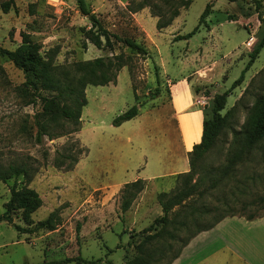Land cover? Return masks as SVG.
Masks as SVG:
<instances>
[{
	"label": "rangeland",
	"instance_id": "374dc122",
	"mask_svg": "<svg viewBox=\"0 0 264 264\" xmlns=\"http://www.w3.org/2000/svg\"><path fill=\"white\" fill-rule=\"evenodd\" d=\"M9 1L0 0L2 48L14 50L21 44L22 36L28 35L41 46L40 55L58 47L57 65L95 58L107 60L119 54L127 57V65L118 72L116 85L86 88L87 105L82 109L77 132L53 140L43 137L37 143L34 115L40 105L27 104L28 99L20 90L23 73L0 57V165H31L36 172L28 187L42 201L31 215L30 225L22 221L20 212L11 218L21 228H34L55 210L60 217L54 231L37 230L31 234H20L1 221L0 264H129L139 257V246L147 243L160 249L154 257L161 258L152 264H166L180 248V241L167 237L148 240L159 226L150 232L146 229L162 216L157 195L174 191L175 173L188 170V166H183V138L174 110L183 104L182 79L188 80L190 95L197 99L201 111H208L214 95L230 89L264 30V23L257 19L255 3L189 0L190 5L180 8L169 26L157 30V20L167 21L174 9L166 0H146L149 6L137 13L129 9H136L142 0H85L88 10L107 31L142 44L148 51L145 56L118 42H114L112 51L95 48L87 34L91 22L73 0H12L10 9L4 12L1 5ZM256 1L260 4L258 12L264 17V0ZM207 4L212 5L211 11L205 23L199 24ZM193 31L190 38L175 40ZM263 68L264 47L244 74V81L227 97L222 115L232 107L234 110L227 128L203 160L206 167L216 168L224 163L234 145V132L252 129L259 109L257 101L264 98ZM156 89L159 93L153 97ZM178 98L180 106L176 103ZM134 105L138 107L135 118L118 127L112 124ZM196 117L193 116L192 125L199 126ZM196 133L197 130L193 134L195 141L199 131ZM62 156H72L77 162L69 167L71 160ZM235 177L234 187L214 198L206 197L204 202L213 206L220 204L215 198L229 201L235 196L238 203L231 202L234 217L260 216L246 227H238L243 242L256 234L264 237V201H259L264 198V138L249 160L237 167ZM138 179L143 180L144 188L130 208L122 212L121 190L124 184ZM13 182H0V216ZM17 184L23 185L21 179ZM251 201L245 210L241 209V204ZM206 219L209 222V217ZM185 235L184 231L178 233L181 240ZM237 237L229 229L223 233L218 228L194 240L187 253L195 261L214 245L208 246L210 242L237 246ZM262 247L264 254V241ZM222 253L225 258L218 254L205 264L245 263L230 248Z\"/></svg>",
	"mask_w": 264,
	"mask_h": 264
},
{
	"label": "trees",
	"instance_id": "16d2710c",
	"mask_svg": "<svg viewBox=\"0 0 264 264\" xmlns=\"http://www.w3.org/2000/svg\"><path fill=\"white\" fill-rule=\"evenodd\" d=\"M73 1L77 4L79 12L84 16H88L91 22V27L87 34L90 43L95 48L112 51L114 42H118L139 55L146 56L148 54L147 49L134 39L119 37L107 31L99 19L88 10L85 0ZM228 1L235 2L236 0ZM166 2L169 6L172 3L170 7L173 6L174 9L167 21H162L160 18L157 20V30L169 26L172 20L178 16V10L187 8L191 3L189 0H166ZM253 2L255 3L257 19L262 24L264 23V17L258 12L259 1L253 0ZM12 3V0H10L2 4L3 11L8 12ZM148 6L147 1L142 0L136 9L129 10L132 13H137ZM211 8V4L206 5L200 16L199 24L205 23ZM194 32L183 37H176L175 40L188 39ZM263 47L264 30L249 53V61L239 78L233 82L229 90L223 94L213 96L208 111H202L200 142L193 145L191 151L187 153L188 172L176 175L174 191L157 195L162 216L155 219L153 225L146 229L147 232H150L159 226V229L149 235L148 240L167 237L172 241H180L181 245L166 264H171L179 256L181 250L199 233L212 229L225 218L235 216L231 202L235 204L238 201L234 199V195H232L234 196L233 199L229 201L215 198V201L220 204L213 206L207 205L204 200L206 197L214 198L219 193L226 192V188L234 187L233 183L235 182L237 167L249 160L255 147L264 138V98L261 101H257L259 102V109L252 129L248 130V128H245L233 133L234 145L228 155H226L224 163L213 168V166L206 167L203 165V160L214 148L224 129L227 128L228 118L234 110V107H232L222 115L221 112L225 109L227 97L233 89L240 86L244 81V74L252 66ZM40 50L41 46L33 42L28 35L22 36L21 44L14 50H7L0 46V57L10 61L15 68L23 73L24 82L20 90L22 95L27 97V104L38 103L40 105V111L34 115V127L36 129L34 139L37 143H40L43 137L53 140L77 132L81 124L82 109L87 105L86 88L88 86L116 85L118 72L127 65V57L122 54L114 55L107 60L95 58L91 61L74 62L70 65H57L55 64V59L59 53L58 47L49 49L44 52V55H40ZM158 93L159 91L156 89L153 97H156ZM137 115L138 107L134 105L117 116L112 124L118 127L122 123L132 120ZM62 157L71 160L69 167L77 162V159L72 156ZM35 172V169L25 162L6 166L0 165V182L6 183L8 180H14L13 185L10 187V197L5 205V211L0 216V222L3 221L13 226L20 234H31L37 230L51 232L60 224L57 210L51 212L45 220L37 223L34 228H21L13 223L12 214L20 212L22 221L30 225L31 215L42 205L38 193L28 187ZM18 179L23 182L21 187H18ZM143 188L144 182L140 179L124 184L121 190L122 212H126L130 208L132 202ZM238 192L240 193V191ZM259 201H264V198H259ZM252 203L253 201L244 202V205L241 204V209L245 210L246 205H251ZM207 217H209V222H205ZM258 217L260 216L249 214L246 216V220L251 221ZM180 231L186 233L185 238L182 240L178 236ZM138 250L139 257L129 262V264H152L155 259L159 260L158 258H161L154 257L155 253L160 249L154 247L152 243L143 244L139 246Z\"/></svg>",
	"mask_w": 264,
	"mask_h": 264
},
{
	"label": "crops",
	"instance_id": "0c3cea01",
	"mask_svg": "<svg viewBox=\"0 0 264 264\" xmlns=\"http://www.w3.org/2000/svg\"><path fill=\"white\" fill-rule=\"evenodd\" d=\"M196 79H197V76H196ZM199 81H201V80L199 79ZM183 83L185 84L181 87L183 98H184L183 104H182L181 108H179V109H177V107H174V110H175V115H176L178 123H179V131H180V133L182 132L181 136H182L183 140H182L181 144H182L183 159H184L183 166H185V168H186L188 166V164H187V153L191 151L192 146L194 144H197L200 142L201 130H202V128H201L202 127V111H201V108L199 107V105L196 104L197 99L195 97L192 99V97L190 95L191 86L188 83V80L182 79L181 84H183ZM172 102L174 104L173 97H172ZM176 103H177V105L180 106V99L179 98L176 100ZM194 107H198L200 109L199 110L196 109V110L191 111V109H193ZM193 116H197L199 119V131L200 132H199V138L197 141H195L196 135L193 136V134L196 131V127L194 125H192ZM189 133L192 135L191 137L189 136ZM188 170H189V166H188ZM188 170L186 169L184 171V173L188 172ZM178 174H180V173H178ZM178 174L175 173V175H178ZM145 182H147V181H145ZM252 221L253 220L248 221L246 219L238 218V217H231V218L223 219L221 222H219L212 229L205 231V232H201V234L199 233V235L195 236L196 238L194 237L195 239L193 238L192 241L189 242L188 245L185 246L181 250L179 256L171 264H205V262L207 260H211V259L215 258L218 254L223 255V253H222L223 250H227L228 248H230L235 255H238V257L242 261H245L244 264H264V254L261 253V249L263 248L262 245H263V241H264L263 235L256 234L254 238H252L250 236V238L247 242H243V237H241L242 235L238 231V227H241V228L246 227L245 225H249L250 223H253ZM218 228H220V230H223V233L228 232V229H229L232 233V236L236 237V235H237L238 236L236 239L237 240V244H236L237 246L227 245V244L215 245V243H214L216 241L215 240V241H212L208 244V246H211L213 244L214 245L209 247L207 249V251L202 255V257H199L200 256L199 255L197 257L198 258L197 260L191 261L189 258V255L191 253H187L189 248H190V244L194 240L199 238V236H201L202 234L210 232L212 230H216ZM234 233H236V234H234ZM193 254H195V253H193ZM246 254H248V256ZM223 257L225 258L224 255H223ZM187 258H188V260L185 261Z\"/></svg>",
	"mask_w": 264,
	"mask_h": 264
},
{
	"label": "bare ground",
	"instance_id": "6f19581e",
	"mask_svg": "<svg viewBox=\"0 0 264 264\" xmlns=\"http://www.w3.org/2000/svg\"><path fill=\"white\" fill-rule=\"evenodd\" d=\"M196 118H197V117H196ZM199 118H200V117H199ZM195 126H196V130H197V133H198V131H199V130H198V127H199V126H197L196 124H195ZM199 132H200V131H199ZM197 133H196V134H197ZM197 135H198V134H197ZM189 136L191 137L192 135L189 133ZM195 137H196V136H195ZM196 138H197V137H196ZM196 138H195V139H196ZM198 138H199V137H198Z\"/></svg>",
	"mask_w": 264,
	"mask_h": 264
}]
</instances>
